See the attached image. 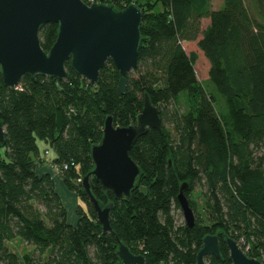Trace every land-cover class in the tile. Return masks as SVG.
<instances>
[{
  "label": "trees",
  "instance_id": "trees-1",
  "mask_svg": "<svg viewBox=\"0 0 264 264\" xmlns=\"http://www.w3.org/2000/svg\"><path fill=\"white\" fill-rule=\"evenodd\" d=\"M82 1L140 8L137 66L125 75L124 94L111 60L94 85L70 59L63 79L25 75L7 87L0 73V264H122L118 239L145 264H193L208 234L217 236L220 257L207 256V264H232L227 237L264 264V0H222L216 10L211 0ZM57 31L56 23L40 27L44 51ZM190 41L209 62L205 83L196 54L184 49ZM145 94L162 128H149L129 151L140 168L130 199L89 176L98 203H112L104 233L82 189L91 147L108 115L115 125L136 123ZM38 141L52 150L49 159ZM54 175L79 199L73 222ZM183 182L192 227L177 201ZM14 239L32 248L20 254Z\"/></svg>",
  "mask_w": 264,
  "mask_h": 264
},
{
  "label": "water",
  "instance_id": "water-1",
  "mask_svg": "<svg viewBox=\"0 0 264 264\" xmlns=\"http://www.w3.org/2000/svg\"><path fill=\"white\" fill-rule=\"evenodd\" d=\"M142 12L131 3L121 10L112 5L82 0H0V73L5 86L16 87L25 75H47L67 78L65 62L90 84H96L99 71L111 60L119 71L118 89L126 92L125 75L137 66ZM47 23L58 24L56 40L46 52L39 40V29ZM161 129L157 107L144 95L136 123L119 126L108 115L103 124L101 140L91 147L93 169L82 178V189L96 212L104 233L111 230L109 211L112 203L101 206L90 190L89 176L103 190H110L116 199H130L140 174L139 165L129 151L148 129ZM4 126L0 123V144H4ZM179 187L177 201L183 220L192 227L195 216L184 191ZM232 264H261L248 257L232 238H225ZM116 254L122 264H145L144 257L133 254L119 239ZM220 257L218 238L206 235L193 264H207L206 257Z\"/></svg>",
  "mask_w": 264,
  "mask_h": 264
},
{
  "label": "rangeland",
  "instance_id": "rangeland-1",
  "mask_svg": "<svg viewBox=\"0 0 264 264\" xmlns=\"http://www.w3.org/2000/svg\"><path fill=\"white\" fill-rule=\"evenodd\" d=\"M249 0H245L246 4H248ZM223 1L222 0H211V7L212 9H220L222 7ZM209 23V19L205 18L202 20V28L205 27L206 24ZM184 49L187 53L194 52L197 56V59L194 64V68L196 71L197 78L200 81H203L205 83V80L208 79V70H209V62L206 59V57L203 55V53L198 49L196 45V41H190V42H184L183 44ZM38 145L40 148L41 155H45L46 158L49 159V157L52 155V150L42 141H38ZM45 149H48L47 151H44ZM49 162V161H48ZM50 166V165H48ZM48 166H42L40 167V170H49ZM51 171V169H50ZM55 176L56 181V189L59 192L63 202L66 205L67 212H68V219L69 221L73 222L76 219L75 215V209L77 206V202H79V199L77 195L74 193L68 191L64 185L62 184L61 178L57 175ZM193 196L196 197V194L193 193ZM199 201V199H197ZM183 218V217H182ZM10 246L18 253H22L24 251H29L32 247L30 245H26L25 243L21 242L19 239H14L10 243Z\"/></svg>",
  "mask_w": 264,
  "mask_h": 264
},
{
  "label": "built area",
  "instance_id": "built-area-1",
  "mask_svg": "<svg viewBox=\"0 0 264 264\" xmlns=\"http://www.w3.org/2000/svg\"><path fill=\"white\" fill-rule=\"evenodd\" d=\"M94 3H95V2H94ZM54 170H55V171H57V168H56V167H54ZM54 173H55V172H54ZM240 247H241V246H240ZM243 251H244V250H243Z\"/></svg>",
  "mask_w": 264,
  "mask_h": 264
}]
</instances>
